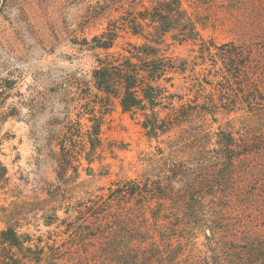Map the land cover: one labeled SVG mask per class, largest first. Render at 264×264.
Here are the masks:
<instances>
[{"label":"trees","instance_id":"1","mask_svg":"<svg viewBox=\"0 0 264 264\" xmlns=\"http://www.w3.org/2000/svg\"><path fill=\"white\" fill-rule=\"evenodd\" d=\"M242 1L133 0L126 25L144 42L100 59L94 87L142 118L150 140L167 137L159 150L188 151L192 164L164 162L156 180L123 179L107 195L72 205L65 188L80 176L82 155L64 154L45 220L65 229L43 243L8 224L0 232V264H264V40L245 41L235 27L236 38L218 45L199 30L239 24ZM248 4L264 27V0ZM168 37L189 46V55L168 56ZM175 76H187L193 88L209 85L206 102L174 105L162 82ZM208 115L218 129L197 124ZM92 129L89 164L101 145L102 120ZM78 133L86 150V134ZM8 173L0 161V189ZM65 202L67 217L60 219Z\"/></svg>","mask_w":264,"mask_h":264},{"label":"rangeland","instance_id":"2","mask_svg":"<svg viewBox=\"0 0 264 264\" xmlns=\"http://www.w3.org/2000/svg\"><path fill=\"white\" fill-rule=\"evenodd\" d=\"M250 1L243 0L239 7V24L228 20L218 30L199 28L202 37L220 45L236 38L231 31L240 27L236 36L245 41L264 40L261 18L254 19L257 14L251 11ZM132 2L0 0V161L9 170L8 181L0 189V232L11 223L21 234L35 240L41 237L46 243L56 228L65 229L59 222L48 227L45 220L54 207L48 192L58 182L64 154L82 155L80 176L65 188L67 203L72 205L107 195L112 184L123 179L156 180L164 162L192 164L188 151L174 155L159 150L167 137L150 140L140 125L142 118L124 113L118 99L109 102L94 87L92 74L100 59L112 60V53H123L129 43L144 42L132 36L126 25ZM113 36V48H103L112 45ZM174 43L168 37L164 44L171 45L168 56L189 55V46ZM162 83L176 106L204 104L212 91L206 84L193 88L187 76ZM97 119L102 120L101 145L89 164L87 134ZM197 124L214 130L220 125L210 115L197 119ZM80 130L86 134V150ZM191 164L188 167H194ZM67 205L58 212L60 219L67 217ZM199 240L203 243L204 237Z\"/></svg>","mask_w":264,"mask_h":264}]
</instances>
